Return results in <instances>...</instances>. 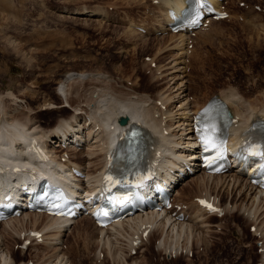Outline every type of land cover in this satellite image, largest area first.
I'll list each match as a JSON object with an SVG mask.
<instances>
[{
	"label": "rangeland",
	"instance_id": "374dc122",
	"mask_svg": "<svg viewBox=\"0 0 264 264\" xmlns=\"http://www.w3.org/2000/svg\"><path fill=\"white\" fill-rule=\"evenodd\" d=\"M233 1L235 2L229 0L227 3L233 18L217 21L213 26L206 28L207 30L200 29L197 35L199 42L190 50V62L184 64L182 61L186 59V55L181 59L177 56L169 34L160 35L153 30L148 33L132 32L133 27L129 25L131 21L148 22L147 25H150L151 29L159 27L157 18L152 14L155 10L157 11L154 13L159 11L154 0H0V96L4 99L9 116L5 114L7 118H4L0 125L7 129L5 131L11 132V128H7L8 125L18 119L31 127L37 126L39 131L52 134L61 119H69L79 114L78 112H81L79 116H82V113L91 114L90 110L95 109V101L102 97L101 94H110L109 96L120 100L130 97L133 100L146 98L153 101L161 99L162 95L172 98L178 93L175 90L180 81H186L185 91L191 105H204L208 96L231 93V90L245 99L255 100L254 98L258 97L263 102L264 10L258 11L254 5L261 4L264 0H242L247 1L249 7H240L237 0L234 4ZM74 9L86 13L72 14ZM87 11H93V16H88ZM239 14H248L250 21L248 17L242 18ZM147 55L154 58L158 66L152 67L154 59L152 62L146 60ZM174 65L177 69L181 65L186 66L185 69L181 67V71L185 70L184 73H174ZM157 67H160L157 72L162 71V75L156 73ZM74 73L85 74L90 79L76 78L68 85L66 93L69 106L64 107L67 103L58 93L59 86L67 75ZM178 75L181 78L176 80L175 76ZM177 104L175 101L171 106L174 111L181 106ZM51 107L53 108L50 109ZM1 115L2 112L0 117ZM58 149L64 150L61 147L56 148L57 151ZM81 150V156L86 157V150ZM71 151L73 150H70V153ZM98 153L100 157L94 167L102 168L105 155L103 152ZM101 162H104L103 165ZM217 183V180L214 181L208 189L220 196L228 212L221 218L209 217L207 227L191 233L190 230L182 233V243L179 241L177 244L181 246L186 243V246L192 248L193 254H182L176 258L168 256L169 252H165V249L167 243L172 244V235L166 237V233L161 236L159 232L145 245L142 252L132 256L128 255L129 238H121L119 245L124 248V252L122 251L123 259L122 262L119 261L120 264H257L261 257L264 258V252L260 251L258 237L254 235L259 232H251V225L255 224L256 219L252 222L247 214L249 210L256 208L260 196L256 197V201L251 205L253 197L250 200L246 198V192L244 196L241 193L239 198L242 196L247 200H240L237 191L231 189L232 186L229 188L226 183L224 187L220 185L215 188ZM190 185L193 187L185 189L182 184L178 188L177 192L183 189L179 192L181 199L183 194L186 200L193 199L192 195L200 192L195 185ZM241 188L237 187L238 192ZM248 201L249 206L246 204ZM44 220L46 219L40 218L37 227L43 224ZM24 222L25 227L33 226L32 218L25 224ZM263 222L260 230L264 229ZM23 225L18 224L17 227ZM187 226L189 223H185L186 230L189 229ZM70 229L64 232V241L61 243L63 247L66 241L64 247L69 250L66 254L69 262L102 264L97 253L102 245H99L100 248L95 247L98 244L95 239L98 233L93 220L90 217L81 218L79 223L77 221ZM9 230L11 229L8 228V233ZM1 231H4L3 227L0 228ZM85 231L91 233L86 249L82 246V239L86 237L83 234ZM7 236H13L11 239L7 237L8 242L5 240L12 264H29V260L33 264L34 261L35 264H48L59 254L53 250H45L40 244H34L36 247L22 252L15 245L18 236L15 237L13 232L11 235V231ZM93 238L95 241L92 242ZM164 238L168 240L166 247L159 251V243ZM260 247L264 248V243ZM90 248L93 250L90 251ZM104 252L106 253V248L103 249ZM261 263H264V260H261ZM103 264L116 263L107 258Z\"/></svg>",
	"mask_w": 264,
	"mask_h": 264
},
{
	"label": "bare ground",
	"instance_id": "6f19581e",
	"mask_svg": "<svg viewBox=\"0 0 264 264\" xmlns=\"http://www.w3.org/2000/svg\"><path fill=\"white\" fill-rule=\"evenodd\" d=\"M183 1L184 0H159V3L155 5L156 9L158 8L159 11L157 13H154L155 11H157L155 10L152 13L153 16L157 18L156 20L159 23L158 25H160V28L158 29H162L163 32H166L168 30L167 23H168V20H170L168 16L169 8L175 9L176 14L179 15L181 11L183 10L182 9L184 5ZM223 3H221L220 1L218 2L219 5ZM80 13H86V12H80ZM149 13H151V10H149ZM87 14L88 16L89 15L93 16L94 12L87 11ZM101 15L102 14L100 13V16ZM166 19H167V22H166ZM132 22L133 21H131V23L130 24L128 23V24L131 27H133L132 28L133 31L132 30L131 31L134 34L135 33L137 34L138 30L136 31V29L134 28L135 27L134 25L136 22L135 23H132ZM198 32L199 31L196 32L197 35H198ZM187 36L188 35L185 31L181 33L180 32L179 33L169 32V39L172 40L171 41L172 46L175 50H177V53H178L177 56H179L180 59L181 57L183 58L186 51H188V49H186L187 43H188L186 42ZM171 50L173 51V49ZM174 54L176 53L174 52ZM185 60L186 59L182 61L184 64H185ZM177 64L178 63H176V65ZM181 67L185 69L186 66L181 65L180 68ZM158 68L160 69V67H157V69ZM180 68L177 69L175 65L172 67V69H175L174 73H178V72L180 73V71L182 70V68L181 69ZM184 71H181V72L184 73ZM86 76L87 75L85 74H76V73L69 74L66 76V79L60 84L59 90H58V93L60 94L64 102L68 104V96L66 93L68 85L71 82H73L76 78L90 79L89 76L88 77ZM182 76L185 77L184 74ZM175 78L177 80V79H180L181 77L178 75V76H175ZM184 82L186 83V81ZM184 82L180 81V84L176 86L177 89L175 91L178 92L176 96L174 97L172 96V98L171 97L167 98V96L165 97L162 95L160 99L162 105L155 104V100L157 99L153 101L146 99V98L145 100L141 98L137 100L136 99L133 100V98L130 99L129 97L126 100H123V99L120 100V99H117V97L115 98L113 96H109L110 94H106V95L101 94L102 97L100 98L98 96L99 99L95 101L96 102L95 103L96 105L94 104L96 106V107L94 106L95 109H92V111L90 110L91 114L82 113V116H79L81 115V112H78L79 114H75L69 119L68 118L64 120L61 119L59 121L58 126L55 129H53L52 134H50L51 132H47V131H44V132L39 131V128L37 126L31 127L28 125V123L26 124V123L20 122L18 121V119L14 120V122H12V124L10 125L7 124L8 125L7 128L9 130L11 128V132L5 131L7 129H5L2 125H0V182L6 183V185H0V201L4 198L10 199L8 198V196H6V194L8 193L13 194L12 198L23 197L22 192L18 188H15V185L24 183L25 187L29 189V188L35 187V185H37L40 182V179L43 177L50 178L52 182L66 185V187H68L75 194H77L76 189L77 187H79V185H81L83 188H90V185L95 186L94 183L97 177L99 175H103L106 172L107 155L109 151L113 150L114 146L119 140L120 134L124 130H126V128H128L125 125L122 126L118 121L119 117L124 114L129 117L130 124L141 123L143 126L146 125L149 127V129L152 130V136L149 139L150 143L154 145V149L152 150L154 152V156L152 157H153L154 163L157 164L160 168L162 169L166 168L168 169V171H170L176 168L177 165L182 161H185L192 165L200 166L201 161L198 160L200 156L199 151H194L193 149L196 144L194 142L195 136H194V126H193L194 118L193 117L196 113H198L202 109L204 105L208 103V101L212 98V96L207 97L208 100L204 103V105L203 104L191 105L190 100L188 101V96L185 91L186 89H185ZM230 92L231 93L223 92L220 95L223 96L227 101H229L234 112L238 114L239 116H241V121L239 122L238 126L234 128V132L235 133L241 132L244 137H247L250 127L253 125L258 126L263 122L262 120H264V101L261 102L262 100L258 97L254 98L255 100L245 99L239 96V94H236L232 90ZM175 101L179 105H181L177 111H174V109L171 108L172 104ZM67 104H65L64 107L67 106ZM167 104L169 105V107ZM163 105L166 106V109H163L162 107ZM192 106H194V108H192ZM91 107H93V105ZM52 108L53 107H51L50 109ZM0 109H1L0 113L2 112V115L0 117V123H2L4 118H7L9 116H8V112L6 111L7 108L5 109L4 99L1 96H0ZM78 109L79 108H77V110ZM5 114H7V117ZM4 115L5 117H3ZM10 120L13 121L12 119ZM162 123L164 124L160 128V124ZM203 129H206V127L203 126ZM205 132L207 133V131ZM62 135L67 138L73 139V140L78 139L81 143H83V145L85 144L83 147V150H86V153H87L85 154L87 156L84 157L86 158V160L81 156L83 152L81 150L82 148L77 147V144H72L67 147V151L70 152V150H73L71 151L72 153H70L71 156H70L69 161L66 163L60 162L61 157H58L59 150L57 151L56 148L61 147L62 144L56 143V145L52 146V144H50V141L54 140L56 137H61ZM31 137H35L37 139H40L41 141L47 142V145L50 147L49 148L50 154H52L51 158L38 160L34 157V155H32V153L29 152L27 145ZM98 151L100 153L103 152L106 157V159L103 157L105 159V164L102 168L94 167L95 165H97L98 163L97 161L99 160V157H100ZM73 155H76V156H73ZM66 164L73 165L77 169L82 170L86 175L84 177L78 178L76 174L74 175L70 170L65 169ZM27 167H33L36 170H38L40 172L41 177L40 178L33 177L30 181H28L25 171H23L24 168H27ZM85 169H87V171H85ZM98 171L100 172L98 173ZM233 171L234 172L230 174H220V175H214V176L207 174V173H203L201 176L198 175L197 179H194L196 175L194 174L192 175L193 178L191 179L187 178L186 180H184L185 182L182 184H184L185 187L183 188L185 189H187V187L192 188L193 186L190 184H193L196 186L194 187L197 189L200 188V186L203 187L201 189V194L199 195L202 196L205 190H206L205 193L212 194L210 190L207 191L206 187L211 186L214 183V181L217 180L218 183L215 184V188H218L220 185L224 187V185L227 183L226 186H229V188L232 186L231 189L233 188V191H237L236 193L238 194L237 195L238 199L245 200L248 197L250 200L253 197V201L251 205H253V203L256 201V197L260 196V198L258 199L257 205H255L256 208L254 207V211L252 213H254V219H256V221L255 220L254 221H255V224L257 225V232L261 233L262 235L261 239L264 240V229L260 230L261 229L260 227H262V222L264 221V210H263L264 209V192L258 189L257 186L253 184L251 185L250 179L247 178V175L243 172H240L238 168L234 169ZM199 172H201V170ZM245 179H247V182H245ZM155 182L160 183L159 178H157ZM85 183H87L88 185ZM238 186L242 187L239 190V192L237 190ZM245 192H246V195H245ZM241 193H243L242 196L245 195L246 198L243 199L242 196L239 198V195ZM179 194L180 193L176 195L177 200L182 201L183 203L187 205V209H184V212L186 213V215H189V218L187 219L189 223V226H187V228L189 229L186 230L184 221L178 222L176 219H173L169 214H158V216H153L151 214L147 216L135 215L133 217H127L125 221L114 222L112 223V225L108 226L107 228H100L97 225H95V229L97 230V233H98V235L95 238L96 243L98 244L95 247L102 245V247L106 248L107 255L104 260H106L107 258L108 259L110 258V260H112L113 263H116V264L119 261H121L123 259L122 257L123 255H121L123 254L122 249L124 248H121V245H119V241L121 240V238H124V239L125 237L128 238V236L133 233L131 228L135 227V230H136V225L143 224V222H152V226H155L156 230H154L151 233L148 239L143 241L142 246L139 248H142L144 244H147L150 238H152V235H155L157 232L160 231L161 236H163L166 233H167L166 237L169 235H172L171 240L173 242L170 240L172 243L170 244L174 246L171 250H168L171 256L175 254V252H177V248L175 249V246H177V243L179 244L180 238L184 231L190 230L189 232L191 233L194 230H198V229H201L202 227L209 226L208 218L214 217V216L207 214L206 212H201L196 202L192 200L189 202L188 201L185 202L183 199H181V196H179ZM196 196L198 195H195L194 197ZM29 197L30 196L28 195L24 196L25 202L26 200H28ZM243 202L244 201H241V203ZM248 203L249 201L246 203L249 206ZM99 205H100V202H97L96 204H93V202H91L90 210H95V208L98 207ZM42 217L45 218L46 220H44L45 222L43 224L41 223L42 225L40 224L39 227H37V222ZM31 218L33 220V223H32L33 226H31V228L32 229L38 228L45 233L44 241L41 243H35V244H40V246L43 245L45 250L49 249V250H53L55 253H59L57 254L58 256L56 257V259L48 262V264H71L69 262L68 256L65 253L63 254V249L65 248L64 245L66 241L64 242L63 247L61 246L62 245L61 243L64 241L63 239L64 232L71 230L72 228L70 229V227L77 224V222L75 221L74 223L69 225L68 223H71L70 218H67V217L59 218V217L50 216V215L48 216L46 214L36 213V212H33V213L27 212L17 217H9L4 222L0 223V228L1 227L4 228V231L0 232V264H12L10 263L11 262L10 261L11 259L9 258L10 254L9 252H7L9 247L7 244H5V242L7 241L6 240L7 237H9L7 235H10V231H11V235L13 232V235L15 237L16 235L20 236L21 231L23 229L25 228L29 229L28 227H25L23 225V222ZM188 223H186V225H188ZM18 224H22L23 226L17 227ZM8 228L11 229L9 230V233H8ZM70 233L72 232L70 231ZM83 234L86 235V237L82 239V246L86 249L87 240L91 236V233H89L88 231H85ZM186 235L187 234H185V236ZM11 237H9V239H11ZM165 238L162 242L164 245L168 241ZM175 238H178V239H175ZM93 241H95L94 238L92 239V242ZM34 247L36 246L33 245V248ZM93 248H90L89 250L92 251ZM104 248H102L101 252L103 251ZM164 248L162 250H164ZM167 248L165 249V252L167 251ZM21 250L22 252L25 251L24 249H21ZM129 250L131 251V248ZM89 254H91V252ZM125 255L126 254H124V256ZM99 259L101 258L99 257ZM104 260H101L102 264Z\"/></svg>",
	"mask_w": 264,
	"mask_h": 264
},
{
	"label": "snow or ice",
	"instance_id": "6c2138e0",
	"mask_svg": "<svg viewBox=\"0 0 264 264\" xmlns=\"http://www.w3.org/2000/svg\"><path fill=\"white\" fill-rule=\"evenodd\" d=\"M210 112H211V109L207 110V111L203 114V116H204V117H208ZM215 127H216V126L213 124V125L211 126V128H208V129H201L202 133L205 132V131H207V133H208V135H206V136L204 137L202 143H203V145H204V149H205V151H208V150L211 148V149H213V150L218 154V158H219V159H222L223 156H222V154H221V150H222V148H223V143H224V142L221 141V142H220V145L217 146V142H216V140L214 139V136H213V131H214ZM109 179H111V178H109ZM115 182H116V181H113V183H115ZM49 187L51 188V186H49ZM48 196H49V193H48V192H45V193H42V194L40 195V198H41V199H45V198H47ZM55 199H56V200H63V199H65L62 190H57V195H56ZM202 203H204V202H202ZM53 206H54V207H59L60 205L57 203V204H54ZM209 207H210V206H209ZM103 215L107 216L108 213H107V212H104Z\"/></svg>",
	"mask_w": 264,
	"mask_h": 264
},
{
	"label": "water",
	"instance_id": "95a60500",
	"mask_svg": "<svg viewBox=\"0 0 264 264\" xmlns=\"http://www.w3.org/2000/svg\"><path fill=\"white\" fill-rule=\"evenodd\" d=\"M121 124H124L126 123L128 120H127V117L124 116V117H121V119L119 120Z\"/></svg>",
	"mask_w": 264,
	"mask_h": 264
}]
</instances>
